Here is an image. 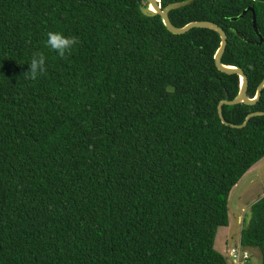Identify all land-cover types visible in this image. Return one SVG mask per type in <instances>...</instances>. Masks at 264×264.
Segmentation results:
<instances>
[{"label": "trees", "instance_id": "16d2710c", "mask_svg": "<svg viewBox=\"0 0 264 264\" xmlns=\"http://www.w3.org/2000/svg\"><path fill=\"white\" fill-rule=\"evenodd\" d=\"M145 6L0 0V264H228L215 237L230 191L264 158V116L230 125L264 113V89L255 105L222 106V124L240 78L215 65L220 36L173 35ZM250 8L261 44L252 13L240 18ZM169 19L223 29L221 63L244 71L255 98L264 0H198ZM49 31L78 44L60 58ZM36 52L46 71L33 81ZM239 243L264 264V196Z\"/></svg>", "mask_w": 264, "mask_h": 264}, {"label": "water", "instance_id": "95a60500", "mask_svg": "<svg viewBox=\"0 0 264 264\" xmlns=\"http://www.w3.org/2000/svg\"><path fill=\"white\" fill-rule=\"evenodd\" d=\"M143 1L145 2L146 6L141 8V12L145 16H151V17L159 16L161 18V21H162L163 25L165 26V28L173 35H176V36L184 35L193 29H207V30H211V31L216 32L220 36L221 44H220V47H219V49H218V51L214 57L215 65L220 72L227 74V75H237L240 78V90H239L238 96L233 101H222L218 106V113H219V117H220L222 124L228 125L224 121V118L222 115V106H224V105L236 106L239 104H245V105L251 106V105H255L259 101L261 94H262V91L264 89V79L257 89V93H256L255 98L250 99L247 96L248 79H247V76L245 75L244 71L241 68L222 65L221 60H222V57H223L224 52H225L226 47H227V35L223 31V29H221L219 26H217L216 24L211 23V22H192V23H189L182 28H176L170 22L169 13L171 11L187 7V6L191 5L192 3H194L198 0H187L184 2H180V3H174V4L168 5L165 8H162L161 0H143ZM248 12L252 13V24H253L255 32L258 34V31L256 28V18H255V14H254L253 9L250 8L248 10L243 11L240 18L244 17ZM235 20H237V19H233V21H235ZM258 37L260 39L259 44H261L263 41L262 37L259 34H258ZM245 41L249 44H253L252 41H249L246 39H245ZM256 116H264V113H252L246 117L243 124H241L239 126H236V125H230V126H231V128H234V129H243L247 126L250 119L253 117H256Z\"/></svg>", "mask_w": 264, "mask_h": 264}, {"label": "rangeland", "instance_id": "374dc122", "mask_svg": "<svg viewBox=\"0 0 264 264\" xmlns=\"http://www.w3.org/2000/svg\"><path fill=\"white\" fill-rule=\"evenodd\" d=\"M264 196V158L250 169L237 183L228 196L227 227L219 228L214 243V249L223 255L228 264L229 250L240 241L241 229L245 218H250V208ZM251 264H261L257 251L250 252Z\"/></svg>", "mask_w": 264, "mask_h": 264}, {"label": "clouds", "instance_id": "9594fccd", "mask_svg": "<svg viewBox=\"0 0 264 264\" xmlns=\"http://www.w3.org/2000/svg\"><path fill=\"white\" fill-rule=\"evenodd\" d=\"M46 37V46L60 58H65L66 54H70L73 47L78 44L75 36H66L60 31H49ZM27 64L28 71L24 73L27 79L34 81L46 71V57L43 53H34Z\"/></svg>", "mask_w": 264, "mask_h": 264}, {"label": "built area", "instance_id": "2783aa9c", "mask_svg": "<svg viewBox=\"0 0 264 264\" xmlns=\"http://www.w3.org/2000/svg\"><path fill=\"white\" fill-rule=\"evenodd\" d=\"M250 258V253L244 250L240 243L229 250L228 260L230 264H251Z\"/></svg>", "mask_w": 264, "mask_h": 264}]
</instances>
